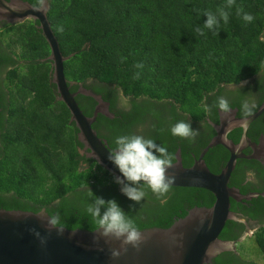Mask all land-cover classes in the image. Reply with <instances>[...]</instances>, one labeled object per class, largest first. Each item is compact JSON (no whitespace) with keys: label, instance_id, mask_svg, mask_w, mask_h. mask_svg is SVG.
<instances>
[{"label":"trees","instance_id":"trees-1","mask_svg":"<svg viewBox=\"0 0 264 264\" xmlns=\"http://www.w3.org/2000/svg\"><path fill=\"white\" fill-rule=\"evenodd\" d=\"M47 1V19L59 49L63 56L72 55L63 63L70 91L81 84L109 102L114 117L98 115L92 127L110 150L117 136L135 133L166 146L174 158L180 150L183 166H191L192 154L198 156L213 133L197 132L194 139H186L173 136L172 125L185 120L194 129L204 123L212 130L206 120L212 115L204 104L216 110L224 86L254 77L264 67V0H236L254 20L245 23L234 7L227 24L221 21L218 29H204V35L196 32L206 20L203 12H215L225 0ZM38 25L37 20H27L3 33L2 58L15 56L24 65L1 78L0 209H44L59 214L61 227L92 231L96 225L86 213L91 189L106 200L115 199L141 231L167 228L193 207H210L213 195L193 187H170L158 196L143 186L145 197L132 201L110 172L80 154L69 110L56 99L46 59L50 49ZM137 64L143 68L137 69ZM138 71L140 78L134 79ZM121 95L128 98V107L122 106ZM259 97L262 102L264 94ZM75 101L84 115H92V98L78 94ZM227 157V150L217 145L204 160L218 173ZM242 162H236L229 186L245 193L241 179H236ZM251 201L254 206L246 208L231 200V211L245 222L225 223L219 239L234 241V249L218 253L211 264H261L239 250V238L254 224L256 230L247 239L254 241L264 261V197Z\"/></svg>","mask_w":264,"mask_h":264},{"label":"water","instance_id":"water-1","mask_svg":"<svg viewBox=\"0 0 264 264\" xmlns=\"http://www.w3.org/2000/svg\"><path fill=\"white\" fill-rule=\"evenodd\" d=\"M5 3L3 11H0L1 20L10 24L24 19L39 22L38 28L50 49L46 59L51 62V82L56 88V99L63 102L69 110V121L74 123L77 140L82 145L80 154L96 161L114 177L121 175L117 166L108 159L112 150L107 147V141L98 137L92 127L98 115L109 119L114 117L109 110V102L81 84L75 92L70 91L72 83H68L64 75L63 63L72 55L63 56L59 49L47 19L48 1L41 0L38 7L23 0H5ZM78 94L95 101L91 116L84 115L80 110L75 101ZM263 111L264 105L248 117L232 118L231 125H228L230 122L223 121L222 115L234 117V112L227 116L221 113V124L215 126L217 134L189 167L183 166L180 150H176L173 165L167 169V174L174 177L170 187L205 189L214 197L210 207H193L167 228L141 230V240L135 246L126 245L125 250L115 258L111 256V249L119 248L120 241H94V230L67 229L60 226V231L53 229L49 232L36 217L41 210L31 212L0 209V264H211L212 258L218 253L233 249V242L219 239V234L228 220H241L231 211V200L240 203L264 196V192L242 194L237 187L229 186L238 159L259 160V151L264 142L259 146L251 143L246 136V129ZM235 127H241L243 131L239 144L226 137L227 132ZM217 145L223 146L229 152V158L218 173H213L207 167L204 155ZM248 146L252 153L247 156L242 150ZM32 228L46 238V243L41 244L33 235Z\"/></svg>","mask_w":264,"mask_h":264},{"label":"clouds","instance_id":"clouds-1","mask_svg":"<svg viewBox=\"0 0 264 264\" xmlns=\"http://www.w3.org/2000/svg\"><path fill=\"white\" fill-rule=\"evenodd\" d=\"M6 6L5 0L0 3V11ZM235 7L236 15L245 23H251L254 16L245 12L243 7L236 4V0H225L215 12L204 11L206 16L203 28L197 27L196 32L204 35V29L213 30L220 27L221 21L227 24ZM42 10V9H41ZM137 69H142V64L136 65ZM141 73L134 74V79H139ZM123 107H128V98L121 95ZM255 103L245 99L241 104V112L247 116L255 108ZM215 107L230 115L232 108L228 99L224 96L217 98ZM204 110L211 112V106L204 104ZM170 132L173 136L186 139H194L197 130L191 125V121L180 120L172 125ZM116 147L109 152L108 159L117 166L121 175H116L114 180L121 186V192L130 200L139 203L146 195L143 186H147L152 193L163 195L174 181V177L167 174V169L172 167L174 157L169 153L166 146L158 144L155 140L140 134L119 135L115 138ZM91 202L86 205V213L92 218L96 225L94 241L103 239L105 243L110 240L120 241L119 248L111 249V256L118 257L126 245L135 246L142 238L135 221L129 217L125 210L115 199H104L95 195L91 189L88 192ZM45 229L51 232L53 229L60 231L59 214H49L46 210H41L36 216ZM33 235L40 240L41 244L46 243V238L35 228L31 229Z\"/></svg>","mask_w":264,"mask_h":264},{"label":"flooded vegetation","instance_id":"flooded-vegetation-1","mask_svg":"<svg viewBox=\"0 0 264 264\" xmlns=\"http://www.w3.org/2000/svg\"><path fill=\"white\" fill-rule=\"evenodd\" d=\"M7 1H10V0H7ZM27 3H29V2H27ZM35 7H38V6H35ZM27 20H32V19H24L23 21H21L19 23L25 22ZM19 23H16V24H19ZM13 25H15V24H10L6 20L0 19V34L3 35L4 31H8L11 28V26H13ZM3 49H4V43L2 41V38H0V84L2 82L1 78L4 77L5 73L8 70H11L12 68L19 69L20 67H23V65H24L23 61H19L15 56H12L11 60H4L2 58V53L4 52ZM245 88H247L246 91L244 93H242L241 91H243V89H245ZM261 88H263V90H261ZM75 91H73V92H75ZM221 92H222V94L220 96H224L228 99V101L231 104L230 106L232 108V112H234V117L229 116V118H228V117H224L222 115L223 121L230 122L228 125H231L230 120L232 118L236 119V118H245V117L250 116L255 111L253 113L245 116L241 112V105H238L236 103L242 104V102L245 99H247L251 102H254L255 105H256V103H258L257 110L262 105H264V100H262V102H260L261 100L259 97L261 94H264V67L259 72V74L255 75L254 77H251L247 80H244V81H242L236 85L224 86L222 88ZM238 93L241 94L242 96H239ZM0 111H1V109H0ZM221 113L222 112L219 111L218 109L211 110L210 114L212 115V117L207 116L206 120L208 122V125L211 126L212 130L206 129V127L203 123V126H200V128L195 127L197 132H199L201 134L203 133L206 136H208L210 133H213L212 136L210 137V139L213 138L217 134L215 126H218L219 124H221V121H222ZM222 114H224V113H222ZM261 115H263V116L261 117ZM215 117L217 120L214 119ZM258 119H260V120H258ZM242 134H243L242 128L241 127H235V128H232L230 131L227 132L226 137L229 140H231L233 143L239 144L241 141V138H242ZM246 136L250 140L251 143L256 144L257 146L261 145L264 142V111L255 120H253L249 124L248 128L246 129ZM242 153L244 155L248 156L252 153V149L249 146L245 147L242 150ZM192 157H193V162H194V160L196 159L197 156L195 154H192ZM228 158H229V152H228L227 159L223 160L219 164L221 168L225 165ZM239 160H244V162H242V164H241V168L238 170V173L236 174V179L237 180L241 179L240 185L245 190V193H242V194L264 192V145H262V147L260 148L259 160H257V159H244V158L239 159ZM239 191H240V189H239ZM240 203L242 205L246 206V208H251L254 206V204L251 200L246 201V202L242 201ZM238 217L242 220V221L239 220L240 222H242V223L245 222V219L243 217H241L239 215H238ZM255 230H256L255 224L251 225V226H247L243 235L239 238V242H241V240L244 238L253 236ZM231 242H234V241H231ZM230 250H232V249H230Z\"/></svg>","mask_w":264,"mask_h":264},{"label":"rangeland","instance_id":"rangeland-1","mask_svg":"<svg viewBox=\"0 0 264 264\" xmlns=\"http://www.w3.org/2000/svg\"><path fill=\"white\" fill-rule=\"evenodd\" d=\"M0 38L3 39V35L2 34H0ZM251 238H249V239H247V238L242 239L241 238L242 240L240 242V247H239L240 255L241 256L243 255V256H245L247 258H250V259H252L254 261H257L258 263L263 264L264 261H263L261 255H260V253H258L256 244L254 243V241H252ZM233 245H235V244H233Z\"/></svg>","mask_w":264,"mask_h":264},{"label":"bare ground","instance_id":"bare-ground-1","mask_svg":"<svg viewBox=\"0 0 264 264\" xmlns=\"http://www.w3.org/2000/svg\"><path fill=\"white\" fill-rule=\"evenodd\" d=\"M27 2H28V1H27ZM31 5H32V4H31ZM51 72H52V71H51ZM228 242H231V241H228ZM233 243L235 244V242H233ZM234 246H235V245H233V246H232V247H233V249H234Z\"/></svg>","mask_w":264,"mask_h":264}]
</instances>
